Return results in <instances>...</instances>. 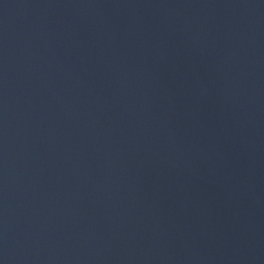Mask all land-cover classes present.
<instances>
[{"label":"water","instance_id":"1","mask_svg":"<svg viewBox=\"0 0 264 264\" xmlns=\"http://www.w3.org/2000/svg\"><path fill=\"white\" fill-rule=\"evenodd\" d=\"M0 264H264V0H0Z\"/></svg>","mask_w":264,"mask_h":264}]
</instances>
